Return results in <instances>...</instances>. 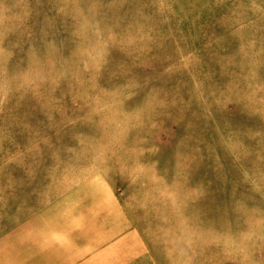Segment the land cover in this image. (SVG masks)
I'll return each mask as SVG.
<instances>
[{
    "label": "rangeland",
    "instance_id": "374dc122",
    "mask_svg": "<svg viewBox=\"0 0 264 264\" xmlns=\"http://www.w3.org/2000/svg\"><path fill=\"white\" fill-rule=\"evenodd\" d=\"M0 264H264V0H0Z\"/></svg>",
    "mask_w": 264,
    "mask_h": 264
}]
</instances>
